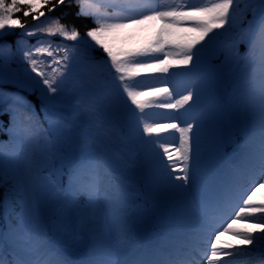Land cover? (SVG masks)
I'll use <instances>...</instances> for the list:
<instances>
[{"label": "snow or ice", "instance_id": "6c2138e0", "mask_svg": "<svg viewBox=\"0 0 264 264\" xmlns=\"http://www.w3.org/2000/svg\"><path fill=\"white\" fill-rule=\"evenodd\" d=\"M51 2L0 0V41L15 34L6 30L21 28L17 50L22 51L23 60L30 67V71L25 69L24 76L10 81L19 89L17 93L3 91L5 80L0 74V106L9 98L15 103V108L9 109L11 122L17 129L13 139L31 137L35 131L32 127L34 111H24L25 126H18L17 114L21 110L35 109V105L19 93L38 94L41 107L52 112L64 90L71 61L82 46L97 75L103 77L106 74L109 78L92 84L98 92L92 105L84 111H109L123 116L127 134L138 140L160 187L180 206L186 221L179 240H166L153 248H145L132 258H122L131 243L118 227V223L122 225L123 222L110 224L100 206L96 154L89 143L87 159L81 168L91 170L94 179L77 190L96 209V223L102 229L107 246L106 256L90 260L88 264H231L237 256L251 255L253 249L264 250V199L256 198L264 188V0H75L80 5L75 15L91 17L94 24L84 34L75 25L69 28L61 23L60 17L46 18L43 24L29 28L16 15L22 12L25 18L31 15L33 20H39L44 16L40 9ZM58 2L68 7L73 4V0ZM55 8L53 3L48 11ZM249 11L252 19L246 20ZM245 22L246 27H242ZM220 29L223 31H218ZM38 32L63 39L59 42L37 39L35 44H27L24 38L36 36ZM225 35L230 40L221 50L224 56L221 63L251 68L246 83L252 93L258 91L260 119L258 143L255 135L246 139L243 156L227 171H221L212 165L207 142L202 148L200 129L209 116L204 113L190 115L198 95L187 89V94H181L175 88L157 87L148 82H164L159 76L137 78L145 73H169L172 67H183L184 71L172 75L194 76L189 87L203 84L215 89L219 69L210 66L199 73L194 70L210 63L209 57L215 54L217 41ZM65 41L76 43L69 45ZM241 44L246 46L243 54L239 51ZM5 50L11 52L12 46L0 43V54ZM96 50H102L105 58L97 60L92 56ZM190 64L191 68L188 67ZM255 99L252 96V100ZM152 108L174 110L176 114L146 111ZM79 109L78 104L77 117ZM222 111L221 107H214L211 118L218 119ZM3 114L0 110V116ZM101 126L98 123L97 127ZM0 129H3L2 121ZM166 132L172 134L171 140L161 135ZM3 155L0 143V156ZM12 155L19 157L20 151H14ZM78 175L79 169L74 170V181ZM22 178L20 175L7 178L0 172V185L12 179L16 186ZM226 236L230 239H223ZM23 243L27 251L38 254L36 259H25L18 250L15 230L0 233V264H6V246L13 256L10 264H74L50 248L44 233L37 234L33 241L29 231L25 233ZM43 254L55 256L54 262L42 261L40 255ZM259 264H264V259Z\"/></svg>", "mask_w": 264, "mask_h": 264}, {"label": "rangeland", "instance_id": "374dc122", "mask_svg": "<svg viewBox=\"0 0 264 264\" xmlns=\"http://www.w3.org/2000/svg\"><path fill=\"white\" fill-rule=\"evenodd\" d=\"M218 31H223V29ZM219 44L220 42L218 40L215 45V50L218 48ZM242 46L245 45L242 44ZM212 60V56L209 57L210 63L208 65L202 64L200 69L194 71L199 73L207 67H214ZM241 64H244V61H241ZM188 67L191 68L192 65L190 64ZM215 68L220 70L215 89H211V92H209L207 87L203 84L187 89L193 91L199 97L194 106V111L190 115H197L201 112L208 100H211L214 107L219 106L223 109L220 116L224 118L226 124L234 120H242V118L247 116L250 112L251 107L249 105V99L254 94L246 83L251 68L234 66L231 63L223 64ZM184 70L183 67H172L169 69V73H156L159 77L164 78V82L156 83L154 81L151 83H155L157 87L175 88L177 92L187 94L183 81L187 80L188 86H190L193 84L194 76L172 75V73H178ZM98 80L105 81L101 76L97 75V70L89 64V61L80 58H74L71 61V66L65 78L64 90L58 102V107L65 111L68 115V119L65 124L56 122L54 126L55 137L60 141L64 156L67 158L68 162L71 163L74 170L79 169V174L82 170L88 169L81 168V164L82 162H86L89 147L82 141L83 136L76 139L69 129V126H86L90 135L101 138L102 140L116 139L130 145L135 151L133 161L136 162L138 166L143 167L144 155L141 151L139 142L136 138L127 134V122L120 113L99 110L84 111V109L91 106L94 101L98 89L92 87V84ZM209 97L211 99H208ZM225 98L230 102L227 108L224 105ZM74 102H76V105ZM78 104L80 106V115L77 117ZM185 107H188V105H185ZM146 111L158 114H176L174 110L159 108L146 109ZM179 111L183 112V109ZM182 119H188V117H182ZM98 123L102 124V126L97 127ZM194 126L195 122H193V127ZM221 132V130H218L216 133L220 134ZM161 135L167 140L172 139V134L170 132ZM145 138L147 139V137ZM204 142L205 139L202 138V143ZM92 149L96 154V167L101 185L100 206L108 222L111 224L113 222L122 221V225L118 223V227L121 228L123 233H129L130 237L133 239L132 248L128 253L130 258L138 255L145 248H153L166 240H178L174 237L176 230L179 225L186 224L181 208L173 210L168 205L161 202L159 198L155 197L151 203V209L158 218L163 220L167 228L152 247L141 245L142 239L146 237L149 230H153V227H155L158 222L152 221V226L149 225V222L140 225L131 219L130 208L123 198L122 191L116 193L107 187L104 182L110 175H112L115 181H117V178L112 174L109 166L102 162L103 147L101 143H96L92 146ZM245 151L243 146L235 150V154L230 161L231 166L239 161ZM0 172L7 178H14L18 175L23 177L19 185L14 186L12 179H9V182L6 183L8 184L7 192L1 201L5 227L18 229L24 233L31 231L33 240L35 241L37 234H45L50 219L55 216L70 230V237L74 241L76 247L69 242L63 245L60 243L52 245L50 246L51 249L67 257L69 260L73 261L74 264H88L89 262L85 258L72 259L69 257L71 254L77 253L78 250H81L83 256L86 252H91L93 254V249H95L96 255H106L105 249L107 245L104 237L99 236L95 239H91L86 231L88 226H98L96 223V209L90 205L85 195H83L80 200H77L70 190H62L59 188L57 183L58 172L55 169L51 171L50 174L52 175H50L48 180L38 179L36 182H32L28 173L26 160L12 164L0 160ZM141 178L148 189L151 190V179L147 173L141 175ZM135 181L136 177L133 176L132 182L135 183ZM256 198L264 199V188L257 193ZM257 235H259V233H257ZM223 239L229 240L230 237L226 236ZM233 242L238 243L236 241ZM137 245H139V247H137ZM257 252L263 253L264 250L253 249L251 255L247 257L237 256L232 259L231 264H259V261L264 259V255L257 258L256 256L260 254ZM79 256H81L80 253Z\"/></svg>", "mask_w": 264, "mask_h": 264}, {"label": "trees", "instance_id": "16d2710c", "mask_svg": "<svg viewBox=\"0 0 264 264\" xmlns=\"http://www.w3.org/2000/svg\"><path fill=\"white\" fill-rule=\"evenodd\" d=\"M41 3H43V0H41ZM53 3L56 4V8L49 12L48 9L52 8ZM79 8L80 5L77 4L75 0H73V4L70 7L59 4L58 0H52L51 3L44 5L40 9V11L44 12V16H40L39 20H33L31 15L25 18L23 17L22 12L17 13L16 15L20 17L22 22L29 28H33L38 24H43L46 18L60 17L61 23H64L69 28L75 25L81 34H84L89 28L93 27L94 24L91 17H78L75 15L79 11ZM251 19L252 13L249 11L246 13V20ZM242 27H246V22L242 25ZM6 31H11L15 34L8 35L0 41V43H6L12 46L11 52L5 50L2 54H0V74L3 75L5 80L3 91L5 93H17L19 89L14 83H10V81H14L18 76H24L25 69L28 68L30 71V67L27 65L26 61L23 60L22 51L17 50L16 41L21 39L19 33L23 30L17 27ZM37 39H52L59 42L63 38L59 36L48 37L47 33L44 32H38L36 36L24 38L27 44H35ZM229 40L230 37L227 35L220 37V45L216 49L215 54L212 56L214 67H220L223 65L221 61L224 60V56L221 54V50L227 47ZM65 43L72 45L76 42L65 41ZM239 51L243 54L246 51V46L240 45ZM60 55H63V53H60ZM91 55L97 60L105 58V54L102 50H96L92 52ZM75 58L88 61L87 55L82 46L80 47L78 54L75 55ZM208 68L209 67L204 70H207ZM32 75H35V73H32ZM150 76L158 75L156 73H147L145 75L142 74L141 77H138L137 79L143 80ZM102 78L105 81L109 79L106 74H104ZM148 82L150 83L153 81L150 80ZM256 83L258 89V70ZM185 86L188 87L187 81H185ZM207 90L211 92L210 88H207ZM19 94L26 96L27 99L35 105V109L21 110L20 113L17 114L18 126L20 128L25 126L23 115L24 111H34L35 120L32 123V127L35 130L34 135L31 137L13 139V137H16L17 129L13 127L11 122L12 113L9 109L15 108V103L9 98L5 104L0 106V110L4 112V114L0 116V121L3 122V129H0V143H2V150L5 153V155L0 156V160L9 164L19 163L26 160L28 173L32 182H36L38 179L48 180L50 175H52L50 174L51 171L55 169L58 172L57 183L59 188L62 190H70L76 199L80 200L84 194L77 189L87 185L91 180H93L94 173L89 169H84L74 181L72 176L74 168L64 156L60 141L57 140L54 132L55 123L65 124L68 119V115L62 108L58 107V104L52 112H49L47 108H42L40 101L37 99L38 94L30 95L27 92H20ZM253 96H255L256 99L255 101H253L252 98L249 99L251 110L248 116L242 121H232L227 124L226 129L219 135H217L216 132L224 129L226 124L221 116H219L218 119L211 118V111L214 107L209 103L205 105L200 112L209 116L200 129L201 137H203L205 142H207V147L212 155L213 165L221 171H225L226 167V171L230 168L228 161L232 158L234 150L240 144H245L246 139L255 135L258 143L260 119L258 91L254 93ZM75 103L76 102H74V104ZM69 129L73 137L76 139L83 136L82 141H84L88 146L89 143H91L92 146L98 142L101 143L103 147L102 161L109 166L112 173H114L119 179L118 182H115L111 178H108L105 182L113 191L117 192L118 190H121L123 192L124 199L130 206V216L138 223L144 225L147 222L158 218L151 209L153 196L158 197L164 204L170 205L174 210L180 208V206L175 203L173 198L170 197L162 187H160L157 176L153 171V167L149 164L145 157L144 166L142 168L133 161L135 151L130 145L116 139L102 140L101 138L90 135L86 126H69ZM205 142L202 144V148L205 147ZM17 150L20 151L19 157L12 155V153ZM144 173H147L151 179V191L147 189L143 180L139 178L140 175H143ZM134 175L137 176V181L135 183L130 180ZM7 185L8 184L6 183L0 185V233L8 234L12 230H15L18 250L22 255H24L25 259L34 260L37 258L38 254L26 250L27 246L23 243L25 233L18 229L7 228L4 225V215L1 201L7 192ZM150 193L152 195H150ZM161 227V225H157L154 230H150L147 241L153 242L159 234L157 231H161ZM183 228L184 226H182V229ZM86 231L92 239L99 236L103 237L102 229L99 225L94 227L88 226ZM45 234L48 238L49 246L57 242H60L61 244L70 242L76 247L74 241L70 237V230L55 216L50 219L49 226L47 227ZM125 238L131 242V239L128 238L127 234H125ZM129 248L130 247L126 248V250ZM79 253H82L81 250L77 251V257H79ZM4 256L6 264H10L13 260V256L10 254V249L7 246L5 247ZM104 256L106 255L101 256L89 254L88 258L89 260H93ZM123 257H126L125 252L123 253L122 258ZM40 259L54 262L55 256L43 254L40 255Z\"/></svg>", "mask_w": 264, "mask_h": 264}]
</instances>
